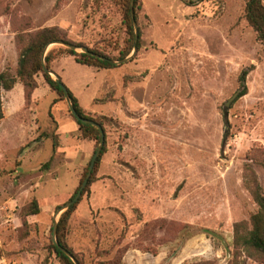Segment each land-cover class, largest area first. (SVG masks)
<instances>
[{
	"label": "rangeland",
	"instance_id": "374dc122",
	"mask_svg": "<svg viewBox=\"0 0 264 264\" xmlns=\"http://www.w3.org/2000/svg\"><path fill=\"white\" fill-rule=\"evenodd\" d=\"M137 25L141 48L117 67L62 55L51 68L106 134L67 246L79 264H264L235 242L252 229L254 187H264V44L245 1L141 0ZM54 27L78 53L117 57L129 40L125 0H0V75L17 77L23 49ZM55 46L66 47L44 56ZM36 80L28 101L19 79L1 90L0 264H65L53 226L99 146L81 137L66 98L42 73Z\"/></svg>",
	"mask_w": 264,
	"mask_h": 264
},
{
	"label": "trees",
	"instance_id": "16d2710c",
	"mask_svg": "<svg viewBox=\"0 0 264 264\" xmlns=\"http://www.w3.org/2000/svg\"><path fill=\"white\" fill-rule=\"evenodd\" d=\"M204 0H185L187 6H195L197 3L203 2ZM245 1V18L249 25L254 29L257 34V39L264 44V4L262 0H244ZM127 18H128V27H129V40L125 48L120 49L117 57H110L98 50L90 49L89 53H78L75 49L68 47L55 46L50 49L48 53L44 56V52L49 47V44L55 41H62L66 44L75 46L73 42L67 39L66 35L59 28H44L39 30L31 39L30 43L23 49L19 67L17 72V77H10L7 73H2L0 75V119L3 118V113L1 111V90L11 91L14 89L15 84L19 81L23 85L25 100L28 101L31 99L32 94L38 88V82L36 77L39 73H42L44 80L51 88L52 91L57 94L65 97L64 92L61 86L51 77V75L44 71V63L47 68L51 69L53 63L56 59L62 55H68L74 58L75 62L81 65L88 67L98 68V69H111L117 67L114 61H120L125 59L135 47V31L134 23L131 17V0H125ZM141 10V0H134V15L135 21L138 23V12ZM138 42L137 49L141 48V31L138 29ZM77 46V45H76ZM103 58H100L98 56ZM44 57V63H43ZM253 69L251 66L249 69L244 70L240 76L243 83L246 80V77ZM62 82V81H61ZM63 83V82H62ZM64 84V83H63ZM71 101L74 108L84 118L93 120L100 124L105 132L104 124L102 121L93 119L85 115L83 107L79 104L77 98L73 95L71 90H69ZM247 94V88H244L240 91L238 97H242ZM71 117L78 125V130L82 138L95 141L98 145L101 140L100 131L87 123L77 121L74 116L71 114ZM106 135V134H105ZM105 153V145L98 157L95 168L93 170L92 176L90 177L86 188L83 192L87 191L91 183L94 181L95 170L97 169L101 156ZM260 165L264 167V162H260ZM88 169L86 170V172ZM87 173L84 174V179L81 181V184L85 180ZM80 188V187H79ZM77 189V191L79 190ZM255 188V189H254ZM254 198L260 206V212L256 213L252 217V229L246 234L241 235L236 233L235 242H243L247 247L255 249L257 252L264 255V187H254ZM76 195V193H75ZM74 196L69 200L71 201ZM77 203L70 206L66 211H64L59 219L57 225V241L59 244L67 249L70 253L73 254L72 250L67 246L65 242L66 229L68 222L77 208ZM38 204L34 202V213H38ZM55 254L65 263L73 264L71 259L62 251H60L54 244L51 245ZM74 256V254H73Z\"/></svg>",
	"mask_w": 264,
	"mask_h": 264
},
{
	"label": "water",
	"instance_id": "95a60500",
	"mask_svg": "<svg viewBox=\"0 0 264 264\" xmlns=\"http://www.w3.org/2000/svg\"><path fill=\"white\" fill-rule=\"evenodd\" d=\"M131 17H132V20H133V23H134V27H135V47L133 49V53L135 55L137 53V51H138V49H137V42H138L139 35H138V25H137V23L135 21V15H134V0H131ZM52 44L63 45V46H66L68 48H71V49H76L77 48V47H75L73 45L66 44V43H64L62 41L52 42L51 44H49V46L52 45ZM82 50H83L84 53H89V50L86 47L82 48ZM96 56H98V55H96ZM98 57L103 58L101 56H98ZM124 61H127V59L124 60ZM43 63H44V57H43ZM44 71L47 72V73H49L50 75H53L54 76V80L61 86V88H62V90L64 92V95H65V98L67 100V103L69 105L70 112L74 116V118L77 121H79V122L87 123V124H90V125L96 127L100 131V134H101V140H100L99 146H98V148L94 152V155L92 157V160H91V163H90V166H89V170H88L87 176H86L84 182L82 183L81 187L79 188V190L77 192V195L71 201L67 202L64 206H62V208H61V209H68L70 206H72L73 204H75L76 202H78V200L80 199V197L82 195V192H83L84 188L86 187V185H87V183L89 181V178L92 175V172H93V169L95 167L96 161H97L98 157L100 156V153H101V151H102V149H103V147L105 145V139H106L105 138V132H104L103 127L100 124H98L97 122H95L93 120L84 118V117H82L81 115L78 114V112L74 108L73 103L71 101V96H70V93H69V89L61 82L60 76L57 75L51 69L47 68L46 65H45V63H44ZM239 93H235L232 96V98H230L227 101V103L225 105V109H224L226 115L228 114V109H229L230 104L236 99V97L239 95ZM57 225L58 224H54L53 230H52L54 245L60 251H62L68 257H70L73 260L74 264H79L78 261L74 258L73 254L70 253L67 249L63 248L59 244V242L57 241V237H56V234H57Z\"/></svg>",
	"mask_w": 264,
	"mask_h": 264
},
{
	"label": "crops",
	"instance_id": "0c3cea01",
	"mask_svg": "<svg viewBox=\"0 0 264 264\" xmlns=\"http://www.w3.org/2000/svg\"><path fill=\"white\" fill-rule=\"evenodd\" d=\"M62 81V80H61ZM69 89V88H68ZM70 90V89H69Z\"/></svg>",
	"mask_w": 264,
	"mask_h": 264
}]
</instances>
